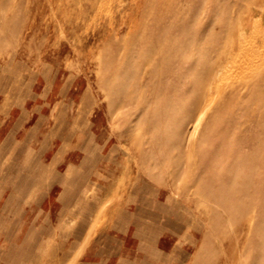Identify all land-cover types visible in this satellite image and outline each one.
<instances>
[{
	"label": "rangeland",
	"instance_id": "obj_1",
	"mask_svg": "<svg viewBox=\"0 0 264 264\" xmlns=\"http://www.w3.org/2000/svg\"><path fill=\"white\" fill-rule=\"evenodd\" d=\"M263 36L264 0H0V264H264Z\"/></svg>",
	"mask_w": 264,
	"mask_h": 264
},
{
	"label": "bare ground",
	"instance_id": "obj_2",
	"mask_svg": "<svg viewBox=\"0 0 264 264\" xmlns=\"http://www.w3.org/2000/svg\"><path fill=\"white\" fill-rule=\"evenodd\" d=\"M101 10V9H100ZM241 36H243V35H241ZM256 37V36H255ZM246 39V38H245ZM251 39V38H250ZM262 39H264V36H263V38ZM253 40H255V38L253 39ZM249 41V40H248ZM251 41V40H250ZM263 42V41H262ZM243 44H245V43H243ZM247 44V43H246ZM255 44V43H254ZM244 46V45H243ZM254 46V45H253ZM250 47V46H249ZM254 50H255V48H254ZM240 52H241V54H240V56H242V57H248V55L250 54V52H249V49H248V47H244V48H242L241 47V49H240ZM262 53V52H261ZM230 56V55H229ZM237 56V55H236ZM231 57V56H230ZM232 58L233 57H231V60H232ZM236 58V57H235ZM234 58V59H235ZM241 58V57H240ZM228 59H229V57H228ZM243 60V59H242ZM229 61V60H228ZM238 64V63H237ZM236 65V64H235ZM241 65V64H240ZM239 68V67H238ZM209 69V68H208ZM205 70V69H204ZM209 70H213V69H209ZM239 70V69H238ZM206 71V70H205ZM235 71V70H234ZM209 72V71H208ZM213 72H215V71H213ZM239 72V71H238ZM205 73V72H204ZM235 73V72H234ZM237 74V73H236ZM209 78H210V76H208Z\"/></svg>",
	"mask_w": 264,
	"mask_h": 264
},
{
	"label": "crops",
	"instance_id": "obj_3",
	"mask_svg": "<svg viewBox=\"0 0 264 264\" xmlns=\"http://www.w3.org/2000/svg\"><path fill=\"white\" fill-rule=\"evenodd\" d=\"M13 222V221H12Z\"/></svg>",
	"mask_w": 264,
	"mask_h": 264
}]
</instances>
